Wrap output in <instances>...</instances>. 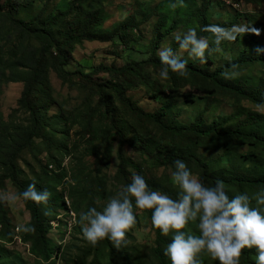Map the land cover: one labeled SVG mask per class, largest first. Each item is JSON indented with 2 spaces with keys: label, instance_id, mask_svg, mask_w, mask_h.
<instances>
[{
  "label": "trees",
  "instance_id": "obj_1",
  "mask_svg": "<svg viewBox=\"0 0 264 264\" xmlns=\"http://www.w3.org/2000/svg\"><path fill=\"white\" fill-rule=\"evenodd\" d=\"M51 1L47 0L34 18L26 20L20 16V0H0V86L4 80L20 78L15 75V72L22 73L25 89L17 109L27 113L30 121V124L10 122L0 113V192L10 180L16 186L18 193L23 192L33 182L38 191L42 192L47 188L51 193L47 204L37 205L33 201L22 198L31 215L26 227L34 228V231L23 230L20 237L30 245L29 251L36 262L45 261L47 264H53L52 258L62 252L61 244H53L49 233L53 228L52 222L56 219L60 221L55 209L67 210L63 193L57 189L64 177L63 174L51 175L48 166L41 165L40 173L29 183L23 178V171L19 164L23 153L27 149H33L38 139H43L47 148L56 145L52 134L58 129L48 124L45 115L56 101L50 77L52 70H55L64 82L81 86L90 98L97 96L94 106L83 113L84 122L76 115L79 107L73 110L63 108L59 117L67 121L63 129L66 133L65 141L69 140L71 126L77 123L79 130L76 134L88 137L86 141L90 145L99 137L107 138L103 153L109 157L112 135H117L119 165L115 179L123 188L131 183L129 167H132L135 173L143 175L150 190L167 193L173 199L178 198L179 189L172 174L169 172L162 175L148 174L143 162L133 161L125 156L124 146L134 142L129 141V136L135 134L136 130L144 134L145 130L149 129L147 123H153L165 132V137L149 136L155 142L153 140L147 142V146L152 142L155 143L159 152L166 154L162 161L156 160L157 166H165L173 172L174 161L183 160L206 184L214 185L217 179L223 180L230 196L241 192H247L251 196L264 189V113L242 108V101L264 107V51L251 52L247 45L244 50L242 49L239 57L231 58L215 68H210L211 64H215V59L206 53V64H199L195 59H185L188 61L186 78L172 72L171 69L164 80L151 78L145 69L148 65L160 70L164 67L157 53L166 37L175 32L183 20L188 19L191 8L188 9V4H185V7L173 10L171 16L167 17L168 21L162 20L157 23L151 41V52L147 58L131 60L122 66L101 63L92 71L72 70L69 69L71 53L78 45L85 41H107L116 46L128 47L137 39L135 31L144 20L137 14H133L108 29L105 27L106 20L101 7L92 5L93 2L105 0H71L69 8L56 14L49 9ZM243 1L257 5L264 3V0ZM208 6L209 0H203L195 7L191 13L192 23H190L196 26L198 35L207 37L211 41L214 39L212 34L202 32L201 29L210 24L225 27L229 22L211 21L208 16ZM5 24H11L12 30L8 34L2 32ZM256 29L259 30V34L248 32L252 41H257L262 33L261 28ZM13 31L16 34V42L6 49ZM3 40H5L4 43ZM34 40L41 45L36 46L33 43ZM171 47L174 51L178 49L175 39L171 41ZM261 50H264V47ZM232 65H235V68ZM257 67L261 68L260 76L250 73L240 77V72L251 71L250 69ZM9 70L10 75H8ZM102 71L109 73V78L103 81L95 80L93 75ZM224 72L235 73V75L233 78L226 79L221 75ZM77 76L78 80H76ZM139 84L147 86L152 97L156 98L161 93L168 97V100L156 111L143 109L139 102L127 94L131 88ZM186 86L202 92V95L197 98L207 101L208 105L221 94L233 100V104L241 109L227 117L216 119L208 125L204 123L201 113L194 123L184 125L179 122L176 112L170 111V106L177 99L179 89ZM215 91L218 93L216 97L213 95ZM184 97L190 101L196 98L193 92H186ZM97 114L100 115L101 120L94 124ZM132 115L136 117V121L132 118L125 120V117ZM230 121L233 122L229 123ZM202 140H209L212 145L218 144L226 152L228 151L229 153L223 155L225 160L231 154H235L241 160L233 161L230 165H219L216 161L202 158L195 153V149L202 144ZM232 142H236L239 147L248 146L249 150L246 154L230 153ZM56 146L59 148V145ZM64 147L67 148V143ZM99 152L96 150L93 153L99 154ZM84 178L85 180L82 181L81 179ZM74 179L73 187L78 188L81 185L84 190L74 206L77 211L84 199L90 200L95 194L103 196L107 193L101 178L93 177L85 173L83 169L74 175ZM252 206H257L255 200L252 201ZM260 207L264 210V206ZM46 211L48 215L45 214ZM151 215L152 210H148L150 219ZM197 223L198 221H190L186 231L198 235ZM153 229L157 235L156 243L154 246L147 247V251L139 248L131 249L127 242L117 250L107 238L99 241L96 246H92L87 241L86 246L79 248L80 253L73 264H171L170 259L164 255V249L170 243L172 233L165 236L159 229L154 227ZM14 237L15 232L8 210L5 204L0 202V242H11ZM256 257L255 248H246L240 257V264H256ZM197 259L199 264H218V261L212 260L205 252L200 253ZM0 264L31 263L24 259L17 261L11 258V255L0 246Z\"/></svg>",
  "mask_w": 264,
  "mask_h": 264
},
{
  "label": "rangeland",
  "instance_id": "obj_2",
  "mask_svg": "<svg viewBox=\"0 0 264 264\" xmlns=\"http://www.w3.org/2000/svg\"><path fill=\"white\" fill-rule=\"evenodd\" d=\"M202 1L203 0H185V4H188L187 8H191L189 10L188 19L183 20L175 32L173 31L166 37L161 46L167 44L171 47L174 34L184 33L189 28L196 27L191 24V13ZM231 1L233 4H226L221 2V0H209L208 16L210 20L229 22L228 25L225 26L226 28L232 25H246L249 28H261L262 33L258 36L257 41H252L249 33L239 35L235 42L224 41L225 43L221 45L222 51L211 55L213 59H215V64H211L210 68H215L231 58L239 57L242 49L244 50V47L247 45L249 50L254 53L260 52L258 50L264 47V3L257 5L244 2L243 0ZM70 2L71 0H52L49 4V9H51L52 13L56 14L61 10L69 8ZM169 2L170 0H105L93 2V6L97 5L101 7L106 20L105 27L108 29L113 28L133 14H137L144 22L135 31L137 39L128 47L122 45L116 46L112 42L107 41H85L83 44L78 45L75 51L71 53V64L69 65V69L92 71L101 63L122 66L131 60H142L147 58L151 52V41L155 26L158 22L167 20V17L171 16L174 12L168 7ZM46 3L47 0H20V16L26 20H30L38 14ZM11 30V24H5L2 32L8 34ZM11 34V41L7 43L6 49L16 42L15 32L13 31ZM4 42L5 40H3V43ZM33 43L38 47L41 45L37 40H34ZM182 58L193 60L188 56L187 52L183 54ZM198 63L201 64L199 60ZM145 70L151 78L164 80L159 76L160 69H154L152 66L148 65ZM250 70L251 71L240 72V77L247 76L250 73L255 76H260L261 68L257 67ZM10 73L11 71L9 70L8 75H10ZM15 75L20 76V78L4 80L0 86V113L3 114V117L7 121L30 124L29 115L17 109L19 108V101L25 89V81L22 79V73L15 72ZM109 76V73L102 71L93 75V78L97 81H103L109 78ZM50 77L56 101L50 111L45 115L48 119V124L58 129L52 134V137L55 144L59 145V148L56 145L47 148L43 139H38V143L33 149H27L23 153L19 164L23 171V178L29 183L40 173L41 165H47L49 174L51 175L56 173L63 174L64 177L61 183L58 184L57 189L59 192L61 191L63 193L67 210L65 211L61 208L55 209V211L58 212L57 217L60 218V221L56 219L52 222L53 228L49 236L53 244H61L62 246V252L52 258L54 261L53 264H73V261L80 253L79 248L87 245V240L83 237L81 225L79 223V214L81 212H86L90 207H97L98 210L102 209L112 196L123 189L115 179V174L119 165L117 156L119 137L117 135H112L109 157H106L103 153L107 138L99 137L90 145V143L86 141L88 137H82L76 134L79 130V124L77 123L71 126L69 140L65 141L64 137L66 133H64L63 129L67 121L59 117L63 108L73 110L79 107L80 109L76 111V115L84 122L83 113L88 112L89 109L94 106L97 96L90 98L87 91L78 84L70 85L64 82L55 70L51 71ZM78 79L77 76L76 80ZM186 92H193L196 97L195 100L190 101L186 99L184 97ZM127 94L139 102V105L147 111L158 110L162 104L168 100V97L161 93L156 98L152 97L150 89L143 84L134 86ZM217 94V91H215L213 95L216 97ZM200 95H202V92L197 89H190L189 86L179 89L177 99L170 106V111L172 113L176 112L179 122H182L184 125H191L196 121L198 115L202 113L204 123L208 125L216 119L227 117L241 109V107L233 104V100L228 99L224 95L220 94L218 97L214 98L210 105L207 104V101L197 98V96ZM242 108L264 113V107L253 105L248 101H242ZM66 114L69 115V113ZM131 118L133 121H136V117L133 115L125 117V120L128 121ZM100 120V115L97 114L94 119V124H97ZM231 122L233 121L229 123ZM147 124L149 129L145 130L144 134L136 130L135 134L129 136V141L134 142H129L124 146L125 156L130 160L143 162L148 174L155 173L162 175L165 172L172 174L173 172L165 166H157L158 161L156 160L162 161L166 154H161L156 144L153 142L147 146L148 140L154 141V139L149 136L163 138L165 137V132L153 123ZM131 126L134 127L132 124ZM65 143H67V148L64 147ZM201 143L202 144L195 149V153L208 161H216L219 165H230L233 161L239 162L241 159L236 156L234 152L246 154L249 150L248 146L239 147L236 142H232V152L230 153H233L235 156L231 154L227 156V160H225L226 158H224L223 155L227 154L228 151L226 152L223 147L218 146V144L212 145L209 140H202ZM96 150L100 151L99 154L93 153ZM52 158L54 159L53 161ZM101 163L102 166L100 167ZM81 169H83L85 173L91 174L93 177H100L102 184L106 187L107 193L103 196L95 194L91 196L90 200L84 199L79 211H77L74 206L78 203L84 190L81 185L77 188V186L73 187V184H75L74 175ZM129 172L131 176L132 173H135V169L129 167ZM195 175L199 178L197 174ZM81 180L84 181L85 178ZM0 195L17 197L11 203L3 202L11 218L15 237L11 242H0L1 248L7 254L11 255V258H15L17 261L24 259L31 264H47L45 261L36 262L34 256L29 251L30 245L24 242L20 237L23 230H25L26 224L30 221L31 215L22 197H19L18 190L12 181L8 180L6 182V185L1 189ZM135 212L137 215V222L134 227L126 233L128 247L147 251V247L155 245L157 235L151 224V219L148 216V210L135 209Z\"/></svg>",
  "mask_w": 264,
  "mask_h": 264
},
{
  "label": "clouds",
  "instance_id": "obj_3",
  "mask_svg": "<svg viewBox=\"0 0 264 264\" xmlns=\"http://www.w3.org/2000/svg\"><path fill=\"white\" fill-rule=\"evenodd\" d=\"M168 7L172 10L185 7V0H170ZM202 32L211 33L213 40L200 36L196 28H189L184 33L174 34L178 49L164 44L158 50L161 64L164 66L159 76L166 79L169 69L181 77H187L188 61L183 59L187 52L192 59L201 64L207 63V55L222 51L224 41L235 42L243 33L259 34L256 28L246 25L223 27L218 24L206 25ZM264 51V50H258ZM235 68V65H232ZM224 78H233L235 73H221ZM175 170L172 178L178 186V198L173 199L167 193L149 189L143 175L132 173L131 183L98 210L90 207L79 214L84 239L92 246L105 238L119 250L126 244V233L137 222V210H152L151 224L168 236L171 241L164 249L171 264H199L198 255L207 253L218 264H240L243 251L255 248L256 264H264V189L249 195L247 192L229 195L225 182L217 179L215 184H206L197 178L188 165L180 159L174 161ZM51 193L45 188L38 191L35 182L19 193V197L30 200L37 205L47 204ZM17 197L0 195V202H13ZM255 200L257 206H252ZM46 215L49 213L46 211ZM190 221H198L199 234L194 235L186 228ZM34 228H25V231Z\"/></svg>",
  "mask_w": 264,
  "mask_h": 264
},
{
  "label": "built area",
  "instance_id": "obj_4",
  "mask_svg": "<svg viewBox=\"0 0 264 264\" xmlns=\"http://www.w3.org/2000/svg\"><path fill=\"white\" fill-rule=\"evenodd\" d=\"M224 3L226 4H233V2L231 0H222Z\"/></svg>",
  "mask_w": 264,
  "mask_h": 264
}]
</instances>
